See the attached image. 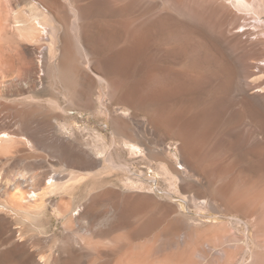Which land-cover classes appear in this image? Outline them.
<instances>
[{
  "label": "rangeland",
  "instance_id": "rangeland-1",
  "mask_svg": "<svg viewBox=\"0 0 264 264\" xmlns=\"http://www.w3.org/2000/svg\"><path fill=\"white\" fill-rule=\"evenodd\" d=\"M14 1L50 11L57 55L48 40L28 38H11L1 52L0 132L13 136L0 144V173L51 168L67 190L44 195L29 215L0 209L10 218H0V251L9 238L28 241L35 256L11 248L0 264H47L40 257L64 245L71 264H264V5L101 0L85 20L77 13L90 0ZM76 35L93 40L92 61L128 62L110 75L86 69ZM123 89L151 101L117 104ZM101 100L113 103L112 115L97 112ZM56 139L68 140L63 155ZM132 194L146 195L147 206L120 222ZM81 203L66 226L65 207ZM149 216L155 222L143 228ZM86 229L99 243L83 249Z\"/></svg>",
  "mask_w": 264,
  "mask_h": 264
},
{
  "label": "bare ground",
  "instance_id": "bare-ground-1",
  "mask_svg": "<svg viewBox=\"0 0 264 264\" xmlns=\"http://www.w3.org/2000/svg\"><path fill=\"white\" fill-rule=\"evenodd\" d=\"M69 1L72 3V0H69ZM100 1L101 0H90L88 2L87 6H84L85 7L84 9L81 7L82 9L78 10L77 14L78 15H82L85 18V20H86V18H88V16H91V10L89 9L90 8L89 6L91 4L94 6L93 3L100 2ZM236 1L240 5L251 6V8H252L253 4L254 5L256 4L258 6L264 5V0H252L251 2H248L247 0H236ZM31 3H32V7L30 9H26L20 3H16L14 0H0V79L4 78L6 76V74H8V73L5 74V72H6L5 71V66H4L5 63H3L4 57L1 54V52H2L3 49H6V45L8 44V42H9V40L11 38L12 39L13 38H15V39L16 38H18V39L19 38H28V39H31V40L35 39L36 41H43V40L47 41L48 40L47 41L48 42V46L47 47L49 48L50 52L53 53V55H57L56 54L57 53L56 52V48H55V45H56L55 44L56 43V30L57 29L51 23L52 22L51 21V18H52L51 17V13H49L50 11L48 12V10H46L44 7L41 8L40 6H38V4H36L34 2H31ZM248 9H249V7H248ZM88 25L89 24L87 23V27H88ZM88 31H90V28H88ZM79 32L77 30V34ZM90 33H89V35H91ZM82 34H84V33H82ZM76 36L78 37L79 44L81 45V47L83 48V50L85 52L84 54H85L86 64H87V68L86 69H89V70L93 71V66H95V65L98 66L99 65L103 69V73H105L107 75H110V74H113L114 72H116L115 67H119V66L123 67V64L128 62V60L126 58H124L122 54H121L122 56L117 58L118 60L116 59L115 62L112 61V63H111V60L108 57H106L105 55L104 56L101 55V58L99 60H93L92 61V59H95V58H91L92 54H90V48H91L90 45L91 44L89 43V41L90 42L93 41V40L91 41V39H90L91 36H89L90 37L89 41H88L87 36H84V38H85L84 41L81 40V37H83V36H81V35H76ZM119 60H121V61H119ZM39 62L42 63L43 60L40 59ZM102 69H100V71H102ZM125 71H123V72L125 73ZM121 72H120V74H121ZM100 74L97 75L98 80H99L100 83H102V84L105 83L108 88H110L113 85H115L114 83H111V82L109 83L108 79H107L108 80V82H107L105 77H103ZM117 81H119V80H117ZM3 82H2V84H4ZM35 84H36V81H35L34 78L33 79L30 78L26 82V85L29 88H33L35 86ZM149 92H151V91H149ZM108 93L104 89L101 92V94L103 96H106ZM162 93H164V92L157 93V96H161ZM155 96H156V94H155ZM145 99H142L139 96H137L136 92H134L132 90H124L123 89V91L118 92V95L115 98V103L129 105V106H131L134 109V107H136L137 104L140 103V106H141V103H143L144 101H147L149 98L146 99V100ZM149 101H151V99H149ZM51 102L54 105V107L57 109V113L61 114V112L58 110V108L63 110V108L61 107V104L58 101H56V100H52ZM110 106H111V108H110ZM141 107H143V106H141ZM114 109L115 108H113V103H111L110 105L109 104L106 105V103L101 100L100 105H99V109H98L97 112L101 113V114L112 115V112H115ZM12 136L13 135L11 133H9V132H6V131L0 132V144L3 141H5V142L10 141ZM23 137H24V140H25V144H30V138H28L26 136H23ZM56 140H55V145H56V151L58 153L59 152H64V150L66 148H70V147H68L69 146L68 145V140H67V142H65L62 139H59L60 141H58V140L56 141ZM61 141H62V144H61ZM183 141H184V145L187 146L188 141L184 140V139H183ZM69 143L71 144V142H69ZM40 144H41V142H40ZM60 144H61V147L63 149L60 147ZM71 146H72V144H71ZM79 147H80V145H79ZM4 151L7 153L6 149H4ZM66 151H67V149H66ZM183 151H185V149H183ZM82 152L89 159V161H91V159H93V157L91 158V154H89L87 151L83 150ZM59 154L63 155L62 153H59ZM77 157L78 158H75V159H77L78 161H85V162L87 161V158H84V156H77ZM68 158H70V157H68ZM105 161L107 163H112L111 156L108 155L105 158ZM182 173H184V174L188 173V171L186 169V166L182 167ZM0 176H2L1 179H0V195H2V197L0 198V207H1L0 209H3V210L5 209L8 212H13V213H16V214L21 213V212H25V213L28 214V213L32 212V211H30V207H32L33 204H35L39 199H44L43 198L44 195H46V196L47 195H51V194L57 192L58 190H67L66 189L67 188L66 182L60 180L59 172L57 170H54V169H51V168H49V169H47L45 171H42V172H36V171H32V170L31 171L17 170V171H13L11 174H9L7 176H5L4 174L0 173ZM71 176H73V178H77L78 177L77 175H73V174ZM179 178L183 179L182 176H180ZM129 182H130L129 185H131V187H130L131 189L132 188H135V189L136 188H141L140 184L139 185L136 184L134 180H131ZM24 185H26L28 188L24 189L23 188ZM128 197H129V200H131V201L133 200V202L125 201V202H127L126 204L124 203L125 207H126L125 208V212H122V213L120 212V214L117 215L118 216V220L120 219V222L123 219V217H125L127 215V213L134 212L136 210L138 211V210H140V208H142L144 206H147V201L148 200L146 198H148V197L146 195H143V194H132V195H129ZM130 198H132V199H130ZM190 199H191V197H190ZM82 209H83L82 203L81 204H76L73 207H69V206L65 207V211H67V212L69 211V213H70V216H68L66 221H65L66 226H68V225L72 226L71 223L74 222L73 221L74 220L73 216L81 215L82 214ZM0 218L5 223H6L7 219H10L6 214H2V213H0ZM79 218L80 219L77 222L81 221L84 217H79ZM151 222H155L154 216H149L143 222L142 227L143 228L148 227ZM79 224H80V222H79ZM101 230H102V233H106L107 232V230L105 228H103ZM84 231L86 232V235H88V236L84 235L85 238L83 240H84L85 244H84V246L83 245L80 246L81 248L87 249V247H89L88 245H90L91 243L92 244L93 243L94 244H98L99 243L96 240H95L96 243L93 242V240H92L93 238H90V234H92L91 230H87L86 229ZM111 240H113V239H111ZM75 241L78 244L81 243L80 240H79V237H78V239L76 238ZM28 243H29L28 241L21 242V241H18V240L16 241L15 240V241H12L10 243L9 247L6 250H1L0 252L7 251L8 249H11V248H19V249L23 250L28 245ZM2 245H6V244L3 243ZM64 246H63V248H64ZM63 248L56 249L55 252L51 256H44V255L41 256L40 257L41 261H45L46 260V261H48L47 264H71L72 261H71V259H69L71 254L70 255L68 254L70 248H67V249H65L66 247L64 249ZM72 249H74V248H72ZM90 249H93V248H90ZM65 254H68L69 257H68V255L66 256ZM31 255H33V257H35L32 252H31Z\"/></svg>",
  "mask_w": 264,
  "mask_h": 264
},
{
  "label": "water",
  "instance_id": "water-1",
  "mask_svg": "<svg viewBox=\"0 0 264 264\" xmlns=\"http://www.w3.org/2000/svg\"><path fill=\"white\" fill-rule=\"evenodd\" d=\"M6 221L9 222V219H7ZM3 243L6 244V245H8V247H9L11 241H9V238H8L7 240L3 241ZM8 243H9V244H8ZM29 246H30V243H28V245L23 249L24 251H26V253H27L28 255H29V253L31 254V251L29 250ZM29 251H30V252H29Z\"/></svg>",
  "mask_w": 264,
  "mask_h": 264
}]
</instances>
